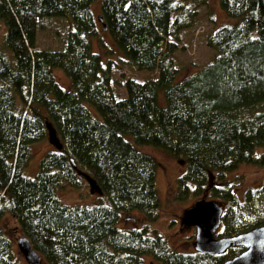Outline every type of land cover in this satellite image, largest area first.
Wrapping results in <instances>:
<instances>
[{"label":"trees","instance_id":"16d2710c","mask_svg":"<svg viewBox=\"0 0 264 264\" xmlns=\"http://www.w3.org/2000/svg\"><path fill=\"white\" fill-rule=\"evenodd\" d=\"M94 1L0 0L3 44L11 54L7 58L0 48V221L13 218L47 264H144L142 256L162 264H223L244 248L184 254L148 235L146 226L118 228L124 213L135 210L153 222L159 208L157 163L123 135L186 164L177 199L208 191L224 202L217 238L264 225V186L247 189L240 202L226 180L241 165L263 162L255 152L264 148V0H219L225 15L241 25L207 34L205 44L216 56L179 82L173 55L180 33L194 27L207 0H100L104 32L121 53L117 61L153 74L125 79L123 98L112 85L117 62H103L91 50L89 40L99 33ZM45 18L72 22L58 50L37 47L38 23ZM55 68L69 79L70 90L57 84ZM45 121L62 149L44 154L38 174L29 178L24 171L32 146L47 138ZM80 172L97 183L106 205L60 202L57 191L78 188ZM0 264H16L1 229Z\"/></svg>","mask_w":264,"mask_h":264},{"label":"rangeland","instance_id":"374dc122","mask_svg":"<svg viewBox=\"0 0 264 264\" xmlns=\"http://www.w3.org/2000/svg\"><path fill=\"white\" fill-rule=\"evenodd\" d=\"M100 3V0H97L90 5V10L95 20L99 15ZM238 25H241V20L227 17L219 6V0H207L205 6L199 7L194 27L180 33V50L173 55L174 64L179 70L175 82H179L199 72L216 56L205 44V36L207 34L214 33L223 26ZM97 27L99 32L98 37L89 40L91 50L93 53L100 54L103 62L109 58L117 62L116 65L112 66V85L116 96L123 98L125 97L123 87L125 79L131 78L136 81H143L153 76V74L136 72L120 61H117L121 55L120 51L115 47L108 34L101 30V25L98 22ZM0 28V48L4 51L6 57L10 59L11 54L3 44V25ZM69 29H73L69 18L42 19L39 21L36 31L38 49H60ZM52 75L61 88L65 90L71 89L69 79L60 69H52ZM15 98L16 110H18L20 104L18 98ZM158 105L162 108L165 107L162 91L158 93ZM88 108L91 114L95 118H98L94 109L89 106ZM123 137L137 152L151 157L157 163L154 182L159 200V208L157 218L153 222L147 221L141 213L135 210L124 213L120 216L118 228L130 230L142 229L146 226L148 235H159L165 240L171 250L184 254L193 253L195 251L193 246L195 230L181 223L184 211L202 199L215 201L223 208L224 202L220 199L212 198L208 191L202 193L191 191L185 199H177V179L185 172L186 164L161 149L136 144L129 135H123ZM53 151H56V149L49 143L47 138L34 144L31 148L32 157L24 171L25 176L34 178L38 174L40 159L47 152ZM255 155L257 158H263V162L260 165H241L234 172L226 175V180L229 184H234V192L237 193V198L240 202L244 200L247 189L264 186V148L256 150ZM57 198L61 203L70 207H91L97 204H107L103 195L89 193V186L83 177L79 179L78 188L65 185L59 189L57 191ZM0 229L11 243L15 263L27 264L16 246L17 239L23 237L22 231L16 221L10 216L5 215L0 221ZM218 232L216 231L215 236ZM141 259L144 264H162L154 261L149 256H142ZM41 264L47 263L41 259Z\"/></svg>","mask_w":264,"mask_h":264},{"label":"water","instance_id":"95a60500","mask_svg":"<svg viewBox=\"0 0 264 264\" xmlns=\"http://www.w3.org/2000/svg\"><path fill=\"white\" fill-rule=\"evenodd\" d=\"M97 21L102 30L106 31L100 15L97 16ZM45 129L49 143L56 150H61L62 144L54 128L47 121H45ZM79 175L86 180L90 194H101V190L92 178L81 172ZM222 214L223 208L217 202L204 199L195 202L191 208L184 211L181 223L195 230L194 250L202 254L218 255L231 247H242L244 248L242 253L226 260L223 264H264V225L235 236L216 238L215 234L221 225ZM16 246L27 264H41L40 255L32 248L26 237L17 239Z\"/></svg>","mask_w":264,"mask_h":264}]
</instances>
